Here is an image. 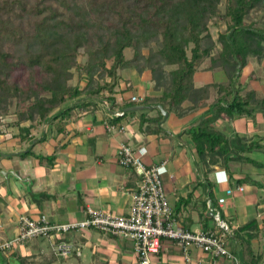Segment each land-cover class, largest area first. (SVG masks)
Wrapping results in <instances>:
<instances>
[{
    "label": "crops",
    "instance_id": "1",
    "mask_svg": "<svg viewBox=\"0 0 264 264\" xmlns=\"http://www.w3.org/2000/svg\"><path fill=\"white\" fill-rule=\"evenodd\" d=\"M211 75V76H209ZM132 88L116 95L118 104L135 103L131 96H158L149 71H125ZM223 80L222 72L199 70L194 75L196 86L212 80ZM200 80V81H198ZM261 92L259 86L253 87ZM261 89V90H260ZM264 94V93H263ZM150 116L157 117L158 105L150 104ZM165 109V108H164ZM119 108L99 100L86 109H73L62 133L56 122L35 125L22 123L9 128L0 145V243L12 238L18 231L21 215L38 218L46 215L54 222L81 220L86 209H97L118 215H127L136 189V175L132 167L119 163L118 150L122 143L134 148L145 147L143 159L147 165L161 164V177L177 221L188 230H200L215 225L208 206L211 202L207 185L211 181L215 199L232 227L228 247L236 244L234 232L254 220L259 227L252 240L256 253L264 255V151L255 149L242 153L258 161L252 164L232 159L227 164L208 166L201 162L188 129L209 110L208 106L188 114L169 112L162 118L161 133H150L140 127V113L113 117ZM125 110V109H124ZM118 126L109 130L107 123ZM123 126V129L120 127ZM215 127L232 143L241 138L244 143L260 140L264 144V114L254 118H231L225 113ZM32 148L27 157L17 154ZM8 154H15L7 157ZM38 155L44 156L39 159ZM55 156L53 160L45 159ZM235 155V154H234ZM232 173L230 179L226 168ZM4 172H9L6 177ZM232 193H228V190ZM212 203V202H211ZM213 206V205H212ZM211 218H207V215ZM77 248L69 258L56 254L52 240L38 238L18 245L10 251L0 250V264H138L131 241L104 234L94 229H83L59 236ZM190 264H235L226 257L215 260L198 248L191 249ZM155 264H189L171 240H164L163 250L154 258Z\"/></svg>",
    "mask_w": 264,
    "mask_h": 264
},
{
    "label": "trees",
    "instance_id": "2",
    "mask_svg": "<svg viewBox=\"0 0 264 264\" xmlns=\"http://www.w3.org/2000/svg\"><path fill=\"white\" fill-rule=\"evenodd\" d=\"M57 1L65 7L68 5L67 0ZM149 1L156 5L153 13V16L157 17L156 20H153L152 15L141 16L136 32L129 24L130 18L124 20L119 26L118 37L101 42V46L95 51L89 49L88 63L81 65L78 64L77 57L83 35L75 36L74 47L69 48L71 52L69 49L60 50L56 45L67 33L89 27L86 23L67 22L58 18L59 12L52 13L50 6L41 8L40 3L28 9V0H0V104L14 99L17 105H24L26 100L32 101L25 108L29 110L27 116L24 109L17 112L18 117L14 121L7 124L0 121V145L9 128L20 126L25 121L40 126L50 121L56 122L55 128L59 134L65 130L73 109H86L99 100L110 102L112 110H124L126 107L137 105L127 102L118 104L116 101L118 93L122 94L132 88L131 81L124 76V71L130 69L139 73L149 71L155 90L161 91L158 96H146L140 104H161L166 111L179 113L180 116L205 106L209 107V110L187 130L202 163L213 166L237 159L259 164L255 159L244 157L242 153L255 149L264 151V144H261L260 140L244 143L239 138L238 142L233 144L230 138L216 129L215 122L222 113L231 118H254L259 112L264 114V95L254 88L243 94L245 86L240 84V75L247 65V58L252 55L263 56L264 30L247 26L245 20L252 9L260 4L264 5V0H226L223 16L231 24L222 36L220 52L215 53L211 52L210 46L202 47V42L206 18L211 13H216L220 0H159L160 3H157V0ZM136 4L132 6L135 7ZM18 9L24 12L31 10L38 15L48 13L36 24L34 33H27L13 21V18L21 15ZM153 34H160L162 37L156 48L150 45ZM254 43L258 46L254 47ZM5 44L18 47L22 44L23 48L16 55L6 50ZM128 48L134 51L131 58L125 54ZM144 49H148V52ZM109 52L112 58L110 65L107 62ZM208 56L210 63L203 66V61ZM14 57L18 61L11 60ZM20 63L28 67H40L50 77L47 82L38 84L46 94L37 96L32 87H28L29 93H26L19 82L10 81V72L19 67ZM164 65L170 66L168 75H164ZM81 66L86 69L85 74L88 77L85 78L84 86L80 83L70 84V70ZM95 68L99 73L94 75ZM202 68L222 72L225 78L196 86L194 75ZM159 71H162V74L158 75ZM94 81L96 85L92 86ZM156 110L157 117L149 115L150 109L125 111L124 116L140 113L142 130L161 133L163 128L159 126V122L164 118V114L159 108ZM7 112L3 109L0 117L5 116ZM31 153L32 148L17 155L27 157ZM230 154L235 155L230 157ZM6 156L13 157L15 154ZM38 157L44 159V156ZM54 158L53 155L45 159ZM225 168L231 179L232 173L227 166ZM207 185L213 207L218 208L225 219L215 199L214 184L208 180ZM207 218L210 219L211 216L208 214ZM258 233L259 227L254 220L234 232L236 244L231 252L238 260L235 264H264V255L256 253L252 248V240Z\"/></svg>",
    "mask_w": 264,
    "mask_h": 264
},
{
    "label": "built area",
    "instance_id": "3",
    "mask_svg": "<svg viewBox=\"0 0 264 264\" xmlns=\"http://www.w3.org/2000/svg\"><path fill=\"white\" fill-rule=\"evenodd\" d=\"M144 99L145 96L139 94L131 96V100L137 104L142 103ZM125 111L117 110L112 116L122 117ZM116 127L118 126L112 122L107 123L109 130H115ZM120 129H123V126ZM146 153L145 147L136 149L127 143H122L118 150L120 165L132 167L137 177L132 206L127 215L114 214L92 206L87 207V216L84 219L67 222H54L46 215L38 218L21 215L18 219L17 233L0 243V250H10L30 240L46 238L54 241L56 254L69 258L80 252L63 239L59 241L56 239L71 232L94 229L131 241L138 264H155L154 258L162 252L164 240H171L181 251L184 261L189 264L193 263L192 248H198L213 260L226 257L238 263L227 243L232 234V227L210 201L208 206L213 213L214 226L188 230L178 223L161 177L164 163L147 165L143 159ZM228 193H232V190L229 189ZM222 202L220 199L219 205L223 204Z\"/></svg>",
    "mask_w": 264,
    "mask_h": 264
},
{
    "label": "rangeland",
    "instance_id": "4",
    "mask_svg": "<svg viewBox=\"0 0 264 264\" xmlns=\"http://www.w3.org/2000/svg\"><path fill=\"white\" fill-rule=\"evenodd\" d=\"M27 1V0H26ZM68 5L65 7L60 4L57 0H28L30 5L28 9H31L34 5L40 3V7L50 6L51 12H59V17L65 19L70 23H86L89 27L86 29H80L77 32L71 31L67 33L65 37L57 43L56 48L69 49L70 47H74V38L77 35H83L84 37L81 39V46L78 49V57L77 62L81 65H86L88 63V52L89 49L91 51H95L101 46V42H104L114 37H118V29L121 23L124 20H129L130 18V26L133 27L134 32L137 31L138 26L140 25V17H149L153 16L155 12L156 5L150 2L149 0H67ZM137 2L138 5L135 3ZM156 2V1H155ZM157 3H160L157 0ZM136 4L135 7L132 5ZM226 0H220L218 3V7L215 14H210L206 18V29L204 30V41L202 42V47H211V52H220L222 48L223 34L228 31V26L231 22L224 18L223 13L225 12ZM21 15L13 18L14 23L20 25L25 32L34 33L36 31V24L41 21L45 15L48 13L38 15L37 12L34 11H21L18 9ZM147 12V13H146ZM218 12V13H217ZM167 14V11H165ZM131 16V17H130ZM57 18V19H58ZM153 20H156V16L154 15ZM55 21V19H52ZM245 24L255 29L264 30V5L260 4L254 9H252L248 15L246 16ZM207 36V37H205ZM161 35L153 34V39L150 42V45L153 48H156V45L161 41ZM254 47L258 45L256 43L253 44ZM264 46V42H263ZM23 48L22 44L15 46L13 44H5V49L11 53H20L19 51ZM36 49V48H34ZM149 49V48H148ZM148 49H144L147 53ZM37 50V49H36ZM190 50V49H188ZM68 51L71 52V49ZM263 56L252 55L247 58V65L243 68L240 75V84L245 86V90H243V94L252 89L253 87H261L263 89L260 93L264 95V47H263ZM125 54L128 58H131L134 54L132 48H128L125 51ZM18 55V54H16ZM11 60H17L16 57L11 58ZM107 62L110 65L112 63V58L110 56L107 57ZM210 63V57H206L203 61V66H206ZM164 75H168V69L170 66L164 65ZM163 71V68H161ZM130 70V69H129ZM200 70H206L204 68ZM86 69L82 66L78 69L73 67L69 73L70 77L68 82L70 84H84L88 77L85 74ZM128 71V70H127ZM126 71V72H127ZM162 71H159L158 75ZM94 75L99 73L96 68L93 72ZM125 75V71H124ZM211 76V75H209ZM223 79L225 75L222 73ZM87 77V78H86ZM9 78L11 82H19V84L24 87L26 93H29L28 87H32L37 92V96L41 94H46L41 90V87L38 85L47 82L50 78L47 76L45 72L42 71L40 67H28L20 63L19 67L10 72ZM86 78V79H85ZM200 81V80H198ZM37 83V84H36ZM96 85V81L92 83V86ZM84 86V85H83ZM260 89V90H261ZM107 93H105L106 95ZM35 97V96H34ZM32 101L26 100L24 105L16 104L15 99L10 102H1L0 104V112L5 109L7 110V114L5 116L0 117V121L7 124L8 122L14 121L18 117V111L24 110ZM26 110V109H25ZM29 110L27 109L25 112V116H27ZM24 123V122H23ZM25 123H32L30 121H25ZM15 127H11L10 129L15 132ZM38 239V238H37ZM34 240V239H33Z\"/></svg>",
    "mask_w": 264,
    "mask_h": 264
},
{
    "label": "water",
    "instance_id": "5",
    "mask_svg": "<svg viewBox=\"0 0 264 264\" xmlns=\"http://www.w3.org/2000/svg\"><path fill=\"white\" fill-rule=\"evenodd\" d=\"M153 106L150 104H137V105H133V106H129L126 107L125 110L126 111H140V110H144V109H151ZM158 108L163 112V114L165 115V117H168L169 113L164 109V107L162 105H158ZM233 144H236L235 142ZM234 156V154H230V157ZM5 176L8 177L9 176V172H4ZM211 215H213V213L211 212Z\"/></svg>",
    "mask_w": 264,
    "mask_h": 264
}]
</instances>
